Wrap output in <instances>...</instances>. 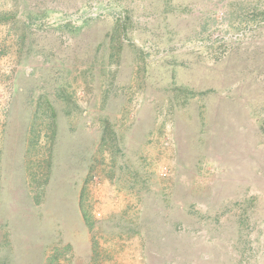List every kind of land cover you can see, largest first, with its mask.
<instances>
[{
	"label": "rangeland",
	"instance_id": "obj_1",
	"mask_svg": "<svg viewBox=\"0 0 264 264\" xmlns=\"http://www.w3.org/2000/svg\"><path fill=\"white\" fill-rule=\"evenodd\" d=\"M0 264H264V0H0Z\"/></svg>",
	"mask_w": 264,
	"mask_h": 264
}]
</instances>
